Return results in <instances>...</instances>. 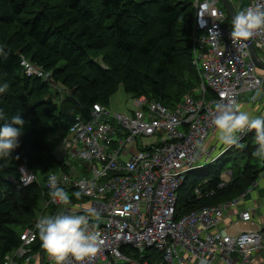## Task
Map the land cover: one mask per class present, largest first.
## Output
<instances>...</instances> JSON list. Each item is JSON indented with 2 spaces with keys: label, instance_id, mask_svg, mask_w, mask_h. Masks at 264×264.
I'll return each mask as SVG.
<instances>
[{
  "label": "built area",
  "instance_id": "built-area-1",
  "mask_svg": "<svg viewBox=\"0 0 264 264\" xmlns=\"http://www.w3.org/2000/svg\"><path fill=\"white\" fill-rule=\"evenodd\" d=\"M214 1L196 4L193 15L192 65L200 81L194 94H187L172 109L139 97L134 99L129 115L112 116L103 106L94 104L88 120L75 118L57 148L59 156L55 150L58 160H71L64 163L69 170L50 173L45 188L50 192L48 177L55 175L58 186L67 193L70 189L79 192L84 201L72 200L74 207L70 210L88 215L89 230L99 235V251L82 264H148L146 255L151 251L160 254L152 264H199L202 258L207 264H252L256 255L264 253V231L230 236L219 229L224 214L237 208L264 177V162L257 180L240 196L176 217L178 195L188 174L203 168L202 161L215 162L229 149L225 148L216 159L212 158L215 148L208 149V137L215 133L217 102H239V96L248 91L253 92L251 101L256 102V88L264 84L249 50L253 45L264 64V29L245 41L233 39L226 15L212 8ZM247 1L245 9L264 7V0H234V11H242ZM21 66L27 76L51 81L50 73L23 57ZM250 136L256 148L254 132L243 135L240 141ZM77 162L82 169L71 170L70 165ZM19 173L20 186L39 181L23 166ZM226 175L229 179L217 189L231 181V172ZM202 190H206V196L214 192L208 187H196L193 195L201 196ZM50 205L58 206L49 198L44 207ZM253 215L254 208L249 206L240 219L249 222ZM41 216L44 215L23 230L20 245L5 254L1 264L30 262L32 248L38 247L35 224ZM37 249L41 255L46 251L43 247ZM42 264L56 262L47 255ZM64 264L81 262L68 256Z\"/></svg>",
  "mask_w": 264,
  "mask_h": 264
},
{
  "label": "trees",
  "instance_id": "trees-1",
  "mask_svg": "<svg viewBox=\"0 0 264 264\" xmlns=\"http://www.w3.org/2000/svg\"><path fill=\"white\" fill-rule=\"evenodd\" d=\"M192 4L193 0H0V82L9 84L0 94V108L9 118L19 111L25 121L20 146L0 159V264L40 214L63 210L62 205L44 207L50 198L45 181L50 173L69 170L54 152L77 116L88 120L94 104L107 109L119 89L132 99L144 97L169 109L196 92L200 81L192 65ZM22 57L50 73L51 81L27 76ZM250 138L239 142L246 144L242 171L234 174L225 165H209L190 181L187 176L176 217L232 200L251 187L262 162L253 155L256 148ZM237 149L232 146L225 154ZM21 166L39 181L20 186ZM228 171L231 181L217 189ZM196 187L214 192L206 196L202 190L195 197ZM76 193L70 189L68 195L83 202ZM36 246L42 248L39 236ZM158 258L153 251L146 255L148 264Z\"/></svg>",
  "mask_w": 264,
  "mask_h": 264
},
{
  "label": "clouds",
  "instance_id": "clouds-1",
  "mask_svg": "<svg viewBox=\"0 0 264 264\" xmlns=\"http://www.w3.org/2000/svg\"><path fill=\"white\" fill-rule=\"evenodd\" d=\"M260 29H264V9L249 7L234 15L230 35L237 41H245ZM8 88L6 81L0 82V94L5 93ZM255 96H264V87L256 88ZM214 111L213 124L217 142L226 148L239 146L243 135L254 132L257 147L253 155L260 162H264V115H253L235 100H229L227 103L217 102ZM24 124L19 111L9 118L0 108V159L10 157L20 146L19 138L23 134ZM48 184L50 198L58 205L64 206L65 211L38 219L35 228L41 246L56 264H64L68 256L82 264L86 258L99 251V235L89 230L88 215L70 210L74 207L72 200L65 189L58 186L55 175L48 177ZM258 187L264 188V177L259 179ZM75 195L79 197L80 193ZM255 195L256 193H253V196ZM199 264H207V260L202 258Z\"/></svg>",
  "mask_w": 264,
  "mask_h": 264
},
{
  "label": "rangeland",
  "instance_id": "rangeland-1",
  "mask_svg": "<svg viewBox=\"0 0 264 264\" xmlns=\"http://www.w3.org/2000/svg\"><path fill=\"white\" fill-rule=\"evenodd\" d=\"M174 1H177V2H180L181 0H174ZM191 1V0H190ZM195 0H193V15L195 14V7H196V4L197 5H200L202 4L205 0H197L195 3H194ZM248 5V1L247 2H244L241 6V9L242 10H245V7ZM183 10L185 11V8H183ZM185 16H187L188 14V10H186L184 12ZM188 21L187 19H183V24H185V22ZM192 26H193V21H192ZM183 35L181 34L180 37H182ZM187 64L189 63L190 64V61H186ZM197 71V70H196ZM257 75L264 78V70H261V69H258L257 68ZM198 74V72H197ZM263 87H264V84H263ZM60 91V90H59ZM57 91V93H61ZM249 97L250 95H248L247 93L245 94H242L241 95V98L239 100V103L240 102H246L247 103V100H246V97ZM56 98V95L52 96V99L54 100ZM257 98V97H256ZM249 102V100H248ZM261 102V105L264 106V97L260 100ZM134 109V99H132L129 95L125 94L124 91H122L121 89H119L113 96L110 97L109 99V102H108V108H107V111L113 116V115H116V114H123V115H129ZM207 145H208V149H211V148H215L214 152H213V155H212V158L213 159H216L220 154L221 152L226 148L225 146L219 144L217 142V139H216V135L215 133L214 134H211L209 137H208V141H207ZM246 144L245 143H241L237 149L236 152H230L228 154H221L219 156V159L216 160L215 162H212L209 164V162H204L202 161V165H204L203 168L201 169H198V171H195V172H191L188 174V181L191 180L192 176L195 174V173H200L201 171H205L206 169H208V166L209 167H212L214 169L220 167V166H223L225 165L226 169H232L234 174H237L239 171H242V165L245 163L246 161V158H245V154H244V151L243 149L245 148ZM55 154H57L58 156L60 155V151L57 149ZM71 161V160H69ZM69 161L64 159V163L65 164H69ZM199 162H201V160H199ZM209 164V165H208ZM80 163L77 162V163H73L70 165V168L71 170L73 168H77V169H82V167L79 166ZM229 179V177L226 175V172L225 174L223 175V180L227 181ZM262 196V193H260V197ZM32 253H35V252H38V249L36 248H32ZM47 255H49L46 251L44 252V256L47 257ZM25 263V260L21 261L20 264H24Z\"/></svg>",
  "mask_w": 264,
  "mask_h": 264
},
{
  "label": "crops",
  "instance_id": "crops-1",
  "mask_svg": "<svg viewBox=\"0 0 264 264\" xmlns=\"http://www.w3.org/2000/svg\"><path fill=\"white\" fill-rule=\"evenodd\" d=\"M245 93L250 95L249 97H246L247 103H240L243 104L247 110L251 111L253 115H264V106L261 105L260 102L263 96L257 97L256 102H252L251 97L252 95H254L253 92L248 91L242 94ZM241 95L239 96V99L241 98ZM253 193H256V195L253 196ZM260 193H262L261 197ZM249 206H252L254 208V215L251 221L242 222V220L240 219V214L244 212V210ZM219 229L225 230V232L230 236H235L243 232L264 230V188L258 187V181L256 185L252 188V192L249 193L243 200L239 202L237 208L232 209L224 214L223 219L219 224ZM41 252L42 251L31 253V255L29 256L30 262L27 264H42V262L45 261L47 257H45L44 254L41 255ZM236 264H240V261H238ZM252 264H264V253L256 255L252 259Z\"/></svg>",
  "mask_w": 264,
  "mask_h": 264
},
{
  "label": "water",
  "instance_id": "water-1",
  "mask_svg": "<svg viewBox=\"0 0 264 264\" xmlns=\"http://www.w3.org/2000/svg\"><path fill=\"white\" fill-rule=\"evenodd\" d=\"M221 2H222L226 12L228 13V15H229V17H230V19L232 21L235 13L233 12L229 1L228 0H221ZM249 50H250V53H251V59H252L253 63L256 65V67L258 69L264 70V64L259 60L258 55H257L253 45L249 46Z\"/></svg>",
  "mask_w": 264,
  "mask_h": 264
},
{
  "label": "bare ground",
  "instance_id": "bare-ground-1",
  "mask_svg": "<svg viewBox=\"0 0 264 264\" xmlns=\"http://www.w3.org/2000/svg\"><path fill=\"white\" fill-rule=\"evenodd\" d=\"M228 1H229L230 5H231L232 10H233V12L235 13V15L238 14V13H236V12L234 11V9H233V5H232V3L234 2V0H228ZM215 4H216V6H215ZM216 7L226 15V24H230V26H231L232 21H231L229 15H228V13L226 12V10H225V8H224V6H223L221 0H215V1L212 3V8H216ZM263 9H264V7H263ZM241 10H242V9H241Z\"/></svg>",
  "mask_w": 264,
  "mask_h": 264
}]
</instances>
